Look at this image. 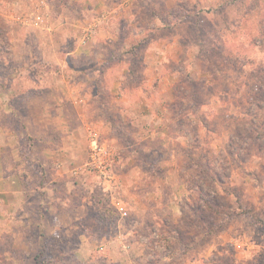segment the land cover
Returning <instances> with one entry per match:
<instances>
[{"label":"rangeland","instance_id":"rangeland-1","mask_svg":"<svg viewBox=\"0 0 264 264\" xmlns=\"http://www.w3.org/2000/svg\"><path fill=\"white\" fill-rule=\"evenodd\" d=\"M0 264H264V0H0Z\"/></svg>","mask_w":264,"mask_h":264},{"label":"built area","instance_id":"built-area-1","mask_svg":"<svg viewBox=\"0 0 264 264\" xmlns=\"http://www.w3.org/2000/svg\"><path fill=\"white\" fill-rule=\"evenodd\" d=\"M103 152V147L98 143H94L91 164L93 165L95 170H102L101 156ZM108 177L110 176L108 175Z\"/></svg>","mask_w":264,"mask_h":264}]
</instances>
